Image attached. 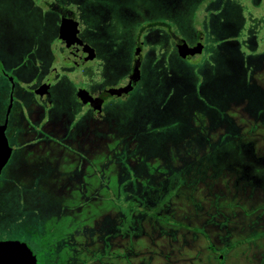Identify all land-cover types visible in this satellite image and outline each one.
<instances>
[{"label":"rangeland","instance_id":"rangeland-1","mask_svg":"<svg viewBox=\"0 0 264 264\" xmlns=\"http://www.w3.org/2000/svg\"><path fill=\"white\" fill-rule=\"evenodd\" d=\"M29 1L36 4L34 1L38 0ZM39 1L38 25L33 7L27 9L25 0H0V18L6 22V29H57L59 11L70 10L72 18L77 15L73 20L82 25L88 37L102 43L96 51L107 59L110 72L118 63L115 60L119 55L114 47L116 30L142 25V17L148 12L152 18L168 12V25L177 35L189 41L202 35L206 48L192 60L181 61L170 43V33L166 35L154 29L142 35L145 82L141 81L130 100L107 101L106 109L111 116L98 123L99 132L97 125H92L72 134L78 138L102 139L99 146L96 143L94 146L90 143L80 145L77 141L67 149L54 147L50 153L56 159L55 169L41 176V192L46 196L38 191L34 199L29 197L22 210L21 225L25 231L31 232L28 225L35 217L32 212L34 204L40 205L41 219H46L49 207L53 208L51 211L58 212V205L49 202L53 194L45 186H54L60 191L54 196L63 205L60 209L72 208L76 202L77 208L63 209L65 213L78 217L81 209L88 208L85 215H88L89 231L101 229L107 220L113 218V192L120 171L121 202L134 190L137 191L138 264H145L143 260L148 255L156 264L164 262L160 253L163 242L159 235L165 231H160L161 227L169 228L168 239L176 241L180 233H193L179 226L181 221L178 219L181 218V210L187 212L194 204L203 208L199 222L195 224L200 235L198 241L189 242L185 247L186 254H192L190 249L200 254L203 263H210L215 261L210 248L229 250L226 264H264V181L257 184L253 177L264 178V162L260 168L255 166V162H244L251 171V178L246 176L248 171L246 174L241 171L244 169L236 161L229 163L224 160L226 155L264 159V61L258 65L264 54L263 1ZM48 1L51 6L47 5ZM186 8L189 9L188 17ZM185 12V19H175L184 17ZM186 18L188 23L184 24ZM67 20L65 17L64 21ZM126 51L128 53V47ZM225 58L231 63L229 66H225ZM230 67L233 68L232 74L226 72ZM226 76L231 81L229 88L211 84ZM64 89V96L68 97L70 88ZM179 100L187 101L184 103L188 108L178 112L175 106ZM177 126L181 128L180 135L187 139L180 138L171 143L170 137L176 138L171 129ZM70 131L72 133L71 128ZM66 134L61 131L57 137H65ZM163 134L168 136L166 141L159 139ZM150 140L152 144L148 143ZM228 140L240 146H234L232 150L233 142ZM225 141L228 142L219 146ZM166 156L169 162L164 163ZM178 165L181 171L178 174L163 173L167 166L173 169ZM166 180L169 181L166 182L169 189L176 184L180 186L175 194L169 193L168 196L167 218L168 221L172 219L168 223L163 221L165 211L155 215L157 210L150 211L148 206L140 205L151 206L160 200L164 194L156 192L161 191ZM53 218H57L59 224L70 222L68 215H54ZM225 242L230 243V248H223ZM209 255L211 258L207 257Z\"/></svg>","mask_w":264,"mask_h":264},{"label":"flooded vegetation","instance_id":"flooded-vegetation-1","mask_svg":"<svg viewBox=\"0 0 264 264\" xmlns=\"http://www.w3.org/2000/svg\"><path fill=\"white\" fill-rule=\"evenodd\" d=\"M25 2L27 9L29 6L33 7L35 20L39 25L40 7L38 3L40 1L38 3L34 1L36 4H32L29 0H25ZM259 2L264 6V0H259ZM46 3L48 6L50 5L49 1ZM185 10L188 17L189 9L186 8ZM186 12L184 17L179 16L175 19H185ZM167 13L152 18L148 12L142 17L144 20L142 25L134 26L132 29L128 27L127 29L116 30L115 36L117 38L114 47L119 56L116 57L118 60L115 61L118 63L112 72L108 70L107 59L96 51L98 47H102V43L92 41L80 23V29H77V40L80 44L87 45L91 49L96 61L91 66H84V63L82 64L84 67L80 69L74 64L66 63L65 49L70 45L64 36H60V29L58 28L61 19L68 17L73 20L77 17L74 14L72 18L73 12L70 10L59 11L60 21L57 29H6V22L0 18V135H4V138L0 140V242L17 241L25 243L31 249L36 264H138L137 191L134 190L127 199L121 202L120 171L117 174L119 178L113 192L112 212L109 210L113 218L107 220L99 230L89 231L87 226L88 215H85L88 213V208L81 209L78 217L65 213L63 209L69 207L60 209L63 205L56 200V197L54 198L60 191L54 186L45 187L53 194L51 197L47 196L49 199L55 200H49L51 205H55V203L58 205L57 213L55 210L51 211L53 208L49 207V212L45 215L46 219H41L39 217L40 205L34 204L32 207L35 217L33 222L28 225V229L35 236L31 237V234L26 232L24 226L21 225V221H23L21 215L29 197L34 199L38 195L37 193L44 194L41 192V176L50 174L55 169L53 164L56 159L50 153L55 150L54 147L60 146L67 149L68 145L77 141L80 145L90 143L91 146H94L93 143H96V146H99L103 142L102 139L78 138L73 137L72 134H75L76 130L80 128L89 129L92 125H97L96 130L99 132L98 123L111 116L106 109L107 101L112 99L116 101L130 100L141 81L144 80L145 82L143 75L145 60L141 54L143 51L142 35L148 34L154 29L156 32L159 31L166 35L170 33L172 37L170 43L181 61H190L204 51L206 43L203 41L202 35L192 41L177 35L173 30L174 28L168 25ZM177 23L179 25L180 22ZM187 23L186 18L184 24ZM214 25V27L217 26L216 20ZM185 30L190 31V29ZM137 49H139L138 57H136ZM137 58L139 60L138 68ZM224 61L225 66L231 64L227 58ZM263 61L264 54L258 65ZM232 70L233 68L226 70V72L229 71L232 74ZM212 83L214 85L222 84L229 88L231 81L226 76L224 79ZM65 87L70 88L68 97L64 96ZM258 87L260 90L261 87ZM184 102L179 100L175 106L178 112L188 108L185 105L187 101ZM191 108L197 109L196 106ZM73 109L76 112H73ZM70 128L72 133L69 132ZM118 130L121 129L118 128ZM180 130L181 128L178 126L171 129V133H176V138L170 137L171 143L179 141L183 137L180 135ZM61 131L68 135L57 137ZM167 137L163 134L159 139L164 138L163 141H166ZM158 142L161 141L158 140ZM148 143L152 144V140ZM177 144L180 143L177 142ZM224 160L229 163L236 161L235 163L244 169L241 171L244 173L248 171L249 176H246L251 178V171L247 169L244 162H255L257 168H260L261 162H264L262 158L246 159V157L238 158L237 155L233 157L226 155ZM163 161L164 163L169 162L167 156L164 157ZM178 161L182 160L178 159ZM179 166H175L173 169H168L171 167L167 166L168 168L163 173L165 175L168 173L178 174ZM92 173L95 174L93 171ZM253 177L257 184L264 181V178H259L258 175ZM166 182L169 181H164V185L160 188L161 191L157 190L156 192L155 189L157 194H164L161 199L157 197L160 200L157 199L156 203L151 204V206L139 203L142 207L148 206L150 211L157 210L155 215L165 211L163 221L168 223L172 221V219L168 221L167 218L169 215L168 196L169 193L175 194L180 186L176 184L169 189ZM44 195L46 196V194ZM75 205L76 202L74 207L69 209H76L77 206ZM124 210L127 212L124 213ZM202 210L201 205L197 204H194L191 209H187V212L181 210V218L178 219L181 221L179 226H184L188 231L192 230L193 233L191 235L184 232L180 233L177 241L168 239L167 230L169 231V228L161 227L160 231H165L159 235L163 242L160 253L164 262L159 264H217V260L218 264L227 263L228 256L226 255L229 250L216 251V249L210 248L209 252L213 251L211 255L215 259L210 263L209 261L203 263L200 254L190 251V249L188 250L192 253L191 255L185 253L184 249L189 242L199 240L200 230L195 228V224L199 222ZM54 215L56 217L68 215L70 222L59 224L57 218H53ZM171 225L177 224L172 223ZM224 244L223 248H230L229 242ZM149 252L153 251L150 250ZM211 255L207 257L211 258ZM143 261L146 262L145 264H156L151 255L146 256Z\"/></svg>","mask_w":264,"mask_h":264},{"label":"water","instance_id":"water-1","mask_svg":"<svg viewBox=\"0 0 264 264\" xmlns=\"http://www.w3.org/2000/svg\"><path fill=\"white\" fill-rule=\"evenodd\" d=\"M58 29H60V36H64L70 45L65 49L67 54L66 63L74 64L79 69L95 63L96 57L92 54L91 49L87 45L80 44L77 40V29H80V27L76 21L68 18L65 22L64 19H61ZM138 53L139 49H137L136 57H138ZM136 64L138 68V58ZM136 77H138V74H136ZM3 138L4 135H0V140ZM0 264H36V262L31 249L25 243L12 241L0 242Z\"/></svg>","mask_w":264,"mask_h":264},{"label":"trees","instance_id":"trees-1","mask_svg":"<svg viewBox=\"0 0 264 264\" xmlns=\"http://www.w3.org/2000/svg\"><path fill=\"white\" fill-rule=\"evenodd\" d=\"M182 138H184V136H183ZM184 139H187V138H184ZM189 139H190V138H189ZM228 141L233 142V145H232V146H233V149H232V150H234V146H240L239 143L235 144L233 140H228ZM228 141H225V142H223V143H220L219 146H222V145L226 144ZM197 142H198V141H197ZM189 143H190V142H189Z\"/></svg>","mask_w":264,"mask_h":264}]
</instances>
